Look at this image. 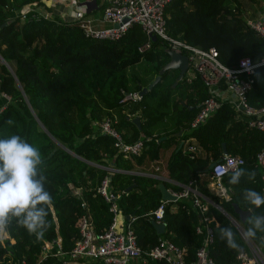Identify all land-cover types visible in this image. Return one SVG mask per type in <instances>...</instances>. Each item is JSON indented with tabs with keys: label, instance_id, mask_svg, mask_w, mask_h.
Masks as SVG:
<instances>
[{
	"label": "trees",
	"instance_id": "1",
	"mask_svg": "<svg viewBox=\"0 0 264 264\" xmlns=\"http://www.w3.org/2000/svg\"><path fill=\"white\" fill-rule=\"evenodd\" d=\"M41 3L51 9L47 0H0V24L5 22L0 26V57L4 61L0 59V138L16 134L39 148L44 159L41 173L53 203L47 208L49 226L42 237L30 234L15 220L9 225L6 235L0 237V264H16L21 259L28 264H59L55 256L39 260V245L56 237L62 250L69 249L82 213L87 214L93 233L105 230L112 214L95 191L105 175L112 190L122 191L121 219L130 222L140 248L167 238L186 250L187 260L192 259L201 239L194 227L202 221V215H207L212 229L209 255L217 264L235 262L238 248L245 245L223 211L244 230L249 216L264 214V206L254 208L241 222L231 205L235 202L242 209L252 206L243 198L245 189L262 194L261 172L254 158L264 147L263 133L248 126L226 102L202 123L188 128L208 95L198 74L189 82L182 77L171 87L177 70L167 69L140 98L122 99L123 91L139 89L138 78L127 68L144 59L146 69L155 75L168 59L166 43L157 37L147 50L138 51L137 45L146 36L137 23L116 38L94 39L83 35L77 19L64 18L57 12L50 16L28 12L20 19L23 7ZM95 3L101 16L106 2ZM90 11L82 17L98 25ZM164 17L170 36L201 48L214 47L217 58L227 66H235L242 57L257 60L264 54V40L246 23L241 0H169ZM252 78L247 100L253 106L264 105V64L255 66ZM134 116L139 126L131 120ZM104 117H109L124 141H142L138 153L117 150L112 136L98 130L97 122ZM8 119L14 123L6 124ZM222 143L227 154L243 158L239 167L256 172L254 181L243 177L237 185L229 184L231 171L223 174L226 199L206 187L209 164L222 156ZM189 144L198 150L187 152ZM163 155L166 180L131 172L155 173L152 170L154 166L160 169ZM159 182L174 191L190 184L212 203L200 212L189 199L167 201L164 230L157 233L148 211L161 201ZM223 227H232L237 233V249L228 248L220 239L219 229ZM251 241L264 252V234L258 233ZM148 264L161 263L154 260Z\"/></svg>",
	"mask_w": 264,
	"mask_h": 264
},
{
	"label": "built area",
	"instance_id": "2",
	"mask_svg": "<svg viewBox=\"0 0 264 264\" xmlns=\"http://www.w3.org/2000/svg\"><path fill=\"white\" fill-rule=\"evenodd\" d=\"M83 0H47L55 12L64 18L77 19L85 37L94 39H113L124 32L132 23L139 24L146 39L137 45V50L143 52L151 46L148 34L155 35L166 43V47L182 53L187 58V67L183 78L186 82L198 74L206 87L208 95L200 102L195 114L188 123V128L196 127L202 123L223 102L228 103L237 116L245 119L246 124L254 127L264 135V105L253 106L247 100V91L252 83V74L255 66L264 64V54L257 60L248 57L240 58L235 66L223 64L216 54L214 47L201 48L192 45L179 38L170 36L165 29L164 6L169 0H99L106 2L102 8L101 16L97 18L102 25H93L90 18L82 17L85 11L91 10L92 5L86 7L80 3ZM97 6V3H95ZM46 8V7H45ZM28 12H36L44 16H50L53 11L41 10L39 4H28L20 11V19H24ZM125 18V19H124ZM115 23V25H113ZM246 23L264 40V11L256 18H246ZM140 86H142L140 84ZM139 89L123 91L122 99H138ZM5 99L9 97L1 93ZM98 130L109 134L113 138V145L117 150L125 154L138 153L142 141L136 139L126 142L120 133L111 125L109 117H104L97 122ZM185 150L195 153L198 147L193 144L187 145ZM255 164L260 170V190L264 194V147L255 153ZM243 158L237 154L223 153L213 161L207 173L208 191L219 198H228L225 186L221 182L223 174L239 167ZM158 167L154 166L156 170ZM110 171L115 168L108 167ZM108 176H103L95 187V191L101 195L111 212V221L105 230L93 233L87 214L82 213L77 221V235L71 247L67 250L60 248L59 239L56 237L49 241H43L39 245V260L48 256L60 259L59 264H129L135 259L138 264H148L149 261L159 260L161 264H217L208 253V245L212 240V229L207 215H202V221L195 225L194 231L200 235V243L195 247L193 258L186 259V250L167 238H160L148 248H140L130 222L121 219L119 199L122 191L112 190L108 185ZM169 192L176 198L189 199L192 207L203 212L211 200L199 193L190 184L182 185L180 190ZM163 200L148 213L156 222L163 223L164 204ZM132 220L134 217L129 216ZM234 226L240 234L245 248L237 252L236 261L231 264H264V252L251 240L242 236L244 229L238 221ZM6 235L0 234L3 238ZM16 264H28L21 259Z\"/></svg>",
	"mask_w": 264,
	"mask_h": 264
},
{
	"label": "clouds",
	"instance_id": "3",
	"mask_svg": "<svg viewBox=\"0 0 264 264\" xmlns=\"http://www.w3.org/2000/svg\"><path fill=\"white\" fill-rule=\"evenodd\" d=\"M12 125L14 121L6 122ZM43 156L36 146L19 135L12 134L0 138V234L6 233L9 225L15 222L30 234L42 237L48 228L47 208L53 198L46 188V177L41 173ZM254 181L255 171L235 167L231 170L229 184L237 185L241 178ZM244 200L255 208L264 206V194L248 188L243 190ZM248 227L242 232L245 239L254 240L257 234H264V214L247 218ZM220 239L230 249H237V233L232 227L219 229Z\"/></svg>",
	"mask_w": 264,
	"mask_h": 264
},
{
	"label": "water",
	"instance_id": "4",
	"mask_svg": "<svg viewBox=\"0 0 264 264\" xmlns=\"http://www.w3.org/2000/svg\"><path fill=\"white\" fill-rule=\"evenodd\" d=\"M80 3H83V4L86 5V7H89L90 5H95V0H83ZM4 23L5 22H2L0 24V26L3 25ZM113 25H115V23H113ZM148 38L151 41H154L155 40V35L148 34ZM164 51L168 55L167 61L158 69L157 73L148 82V84H146L145 86H140L139 85L138 92H139L140 95H142L145 91L149 90L152 87V85L159 80L161 74L164 73V71H166L167 69L177 70V75L175 76V78L171 82V87L175 86L176 83L183 77L184 72H185V69L187 67V58H186V56L184 54L179 53V52H176V51H174V50H172V49H170L168 47H165L164 48ZM0 59L2 60V62H4L1 57H0ZM11 72L13 73L12 70H11ZM28 106H29V104H28ZM34 117H35V115H34ZM131 120L137 126H139V119H138L137 116L132 117ZM221 148H222V153H226V149L224 147V143H222ZM212 163L213 162H210L209 166H211ZM131 172L136 173V174L151 175L150 173H143V172H139V171H131ZM128 188H129V186H127L125 188V190H127ZM158 189L160 191V198L161 199L168 200V201L169 200H175L176 199L175 195L172 194L171 192H169L168 188L164 185L163 182H159L158 183ZM231 205H232L233 211L237 214L238 219L241 222L244 221V219L246 218V216L255 208V206H251L250 208L242 209V208L238 207L235 202H232ZM221 211H223V210H221ZM223 212L227 216V218H229V220L232 222V224L236 221L229 213H227L225 211H223ZM151 223L153 224V226H154V228H155V230H156L157 233H161L164 230V223H162V222H156L155 220H151ZM242 249H243V247L240 246L238 248V251H241Z\"/></svg>",
	"mask_w": 264,
	"mask_h": 264
},
{
	"label": "rangeland",
	"instance_id": "5",
	"mask_svg": "<svg viewBox=\"0 0 264 264\" xmlns=\"http://www.w3.org/2000/svg\"><path fill=\"white\" fill-rule=\"evenodd\" d=\"M241 3H242V8H243L244 12L247 10H250L254 6V1H252V0H241ZM41 4H42V6L40 5V7H41V10L43 11V3H41ZM96 13H98V9L96 10ZM146 67H147V63L144 61V59H141L137 63L129 66L127 68V71L129 74H133V75H135V77L138 78L139 85L141 84L142 86H145L147 84L148 80L151 77L155 76L154 73L152 71H148L146 69ZM159 164H160V169L159 170L153 169L152 171L153 172H159L160 174L163 175V177H164L163 179L166 180L165 169H164V166H165V156L164 155L161 158ZM74 191H75V193H79L78 189H74Z\"/></svg>",
	"mask_w": 264,
	"mask_h": 264
},
{
	"label": "crops",
	"instance_id": "6",
	"mask_svg": "<svg viewBox=\"0 0 264 264\" xmlns=\"http://www.w3.org/2000/svg\"><path fill=\"white\" fill-rule=\"evenodd\" d=\"M39 5H41L42 6V4H39ZM92 9H91V15L90 16H92V17H94V18H98V17H100V13H99V10H98V13H96V10H97V6L96 5H92V7H91ZM43 10H48L47 8H45V5H43ZM49 11H53L54 13H56L52 8L49 10ZM264 11V1H262V0H260V1H254V6L250 9V10H247V11H245L246 12V16L248 17V18H256V17H258L260 14H261V12H263ZM93 12V13H92ZM103 23H101V22H99V25H102ZM167 153V152H166ZM151 175H153V176H156V177H158V178H160V179H163L164 177H163V175L162 174H160L159 172H155V173H151ZM129 264H138V261L137 260H135V259H132V260H130L129 261Z\"/></svg>",
	"mask_w": 264,
	"mask_h": 264
}]
</instances>
